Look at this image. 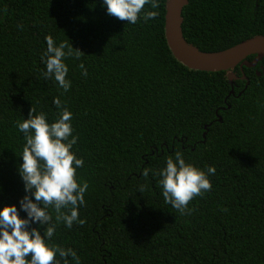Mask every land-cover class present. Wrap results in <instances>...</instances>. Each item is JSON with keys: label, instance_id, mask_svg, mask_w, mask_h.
<instances>
[{"label": "trees", "instance_id": "1", "mask_svg": "<svg viewBox=\"0 0 264 264\" xmlns=\"http://www.w3.org/2000/svg\"><path fill=\"white\" fill-rule=\"evenodd\" d=\"M166 3L155 19L128 24L102 0H0V206L24 195L17 122L30 109L54 121L59 98L88 189L84 224L58 225L51 244L72 248L80 264H264V58L220 72L186 68L165 41ZM181 17L185 41L202 52L264 34V0H188ZM46 35L82 53L65 61L67 92L41 75ZM176 151L215 168L186 215L157 183Z\"/></svg>", "mask_w": 264, "mask_h": 264}, {"label": "clouds", "instance_id": "2", "mask_svg": "<svg viewBox=\"0 0 264 264\" xmlns=\"http://www.w3.org/2000/svg\"><path fill=\"white\" fill-rule=\"evenodd\" d=\"M102 4L106 14L136 24L138 20L155 19L160 0H102ZM17 28L21 29L22 25L18 24ZM44 39L41 75L67 92L71 81L67 79L69 68L65 61L69 57L79 60L82 53L68 40L56 42L51 35ZM77 67L82 77L88 75L83 63ZM52 102L59 109L54 121L48 122L43 112L33 115L34 110L30 109L28 117L16 124L24 140L16 168L24 195L18 199V207L17 204L0 206V264H60L61 261L68 264V258L80 264L72 248L49 242L58 225L71 229L74 223L84 224L79 218V208L85 206L84 194L88 189L87 181L76 175L84 161L72 151L77 143L72 113L61 99L53 98ZM214 174L213 166L201 169L186 162L182 153L176 151L165 159L157 173V183L164 202L180 215H186L192 211L189 201L211 189L208 177ZM20 212L24 215H19Z\"/></svg>", "mask_w": 264, "mask_h": 264}, {"label": "water", "instance_id": "3", "mask_svg": "<svg viewBox=\"0 0 264 264\" xmlns=\"http://www.w3.org/2000/svg\"><path fill=\"white\" fill-rule=\"evenodd\" d=\"M187 3L188 0H167L165 7L164 37L169 51L177 62L191 70L220 72L236 66L240 69L243 66L254 67L264 58V34L253 36L218 52H202L188 44L181 28L182 10ZM249 56H254L250 62L246 61ZM243 78L245 77L242 76ZM230 79L234 80V77Z\"/></svg>", "mask_w": 264, "mask_h": 264}]
</instances>
